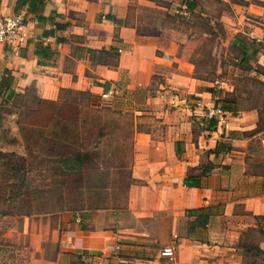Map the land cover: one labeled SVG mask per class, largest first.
<instances>
[{"label":"crops","instance_id":"1","mask_svg":"<svg viewBox=\"0 0 264 264\" xmlns=\"http://www.w3.org/2000/svg\"><path fill=\"white\" fill-rule=\"evenodd\" d=\"M18 10L26 42L0 44L1 151L16 148L10 138L33 103L104 93L134 103L147 93L130 112L125 203L81 211L80 223L73 212L0 208V247L24 253L9 264H264V97L242 107L240 85L194 74L216 23L239 54L264 65L261 45L243 53L238 37L264 40L250 22L264 20V0H0V14ZM216 103L228 110L224 123L204 115ZM69 231L74 248L63 242ZM172 242L169 260L160 250Z\"/></svg>","mask_w":264,"mask_h":264},{"label":"rangeland","instance_id":"2","mask_svg":"<svg viewBox=\"0 0 264 264\" xmlns=\"http://www.w3.org/2000/svg\"><path fill=\"white\" fill-rule=\"evenodd\" d=\"M228 11L232 12L230 7ZM253 19L250 22L264 32V20ZM210 29L209 38L200 40L196 49L200 54L194 74L206 79L217 75L215 84L240 85L241 95L249 96L240 103L242 107L253 104L251 98L264 97V65L239 54L238 44L229 41L231 31L221 23ZM240 35L246 44L251 43L246 35ZM146 93L139 90L134 103L121 102L120 94L116 100L98 97L89 102L70 95L59 104L33 103L32 112H22L18 142L10 138L16 148L0 154V208L19 215L48 213L46 216L55 218L56 213L67 216L75 211L123 205L133 181L130 112L132 106H142ZM21 218L16 219L19 225ZM23 254L20 245H2L0 264H9L10 255L23 259Z\"/></svg>","mask_w":264,"mask_h":264},{"label":"built area","instance_id":"3","mask_svg":"<svg viewBox=\"0 0 264 264\" xmlns=\"http://www.w3.org/2000/svg\"><path fill=\"white\" fill-rule=\"evenodd\" d=\"M26 13L24 10H18L11 13L0 14V44H10L20 46L27 40L25 31ZM250 37L261 45V51L264 54V40L250 33ZM104 98L109 96V93L102 94ZM204 115L207 118H215L219 123L225 122V117L228 115V110L220 103L207 107L204 110ZM81 214L78 211L74 212V221L81 222ZM64 245L67 248H74V238L72 232L65 234L63 239ZM160 255L172 260L176 255V243L172 242L169 245L163 246L160 250Z\"/></svg>","mask_w":264,"mask_h":264},{"label":"trees","instance_id":"4","mask_svg":"<svg viewBox=\"0 0 264 264\" xmlns=\"http://www.w3.org/2000/svg\"><path fill=\"white\" fill-rule=\"evenodd\" d=\"M241 47H242V51H244L243 53H245L246 51L247 52L250 51L249 54L254 55L257 52V50H258L259 44L254 42V40H253V41H251V43L246 44V45L241 46ZM210 119H212V118H210ZM5 153H6L5 151H1L0 150V154H5ZM9 153L12 154V155L15 154L14 152H9ZM75 156L77 158H80V154H76Z\"/></svg>","mask_w":264,"mask_h":264}]
</instances>
